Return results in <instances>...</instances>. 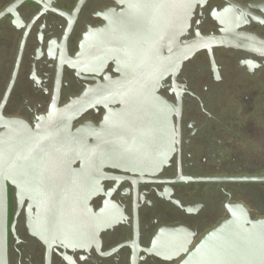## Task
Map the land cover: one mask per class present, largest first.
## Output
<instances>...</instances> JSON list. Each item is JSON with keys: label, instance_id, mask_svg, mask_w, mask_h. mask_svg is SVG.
Returning <instances> with one entry per match:
<instances>
[{"label": "flooded vegetation", "instance_id": "1", "mask_svg": "<svg viewBox=\"0 0 264 264\" xmlns=\"http://www.w3.org/2000/svg\"><path fill=\"white\" fill-rule=\"evenodd\" d=\"M138 2L0 0V137L66 162L15 166L8 264H178L234 207L264 219V0L196 4L153 73L117 57L141 40ZM231 29L236 48L210 45ZM149 82L151 117L135 94ZM28 200L90 213L58 228Z\"/></svg>", "mask_w": 264, "mask_h": 264}, {"label": "water", "instance_id": "2", "mask_svg": "<svg viewBox=\"0 0 264 264\" xmlns=\"http://www.w3.org/2000/svg\"><path fill=\"white\" fill-rule=\"evenodd\" d=\"M203 0H139L138 20L140 30L137 36L141 40H125L120 46L119 54L123 58L121 68L125 70H146L148 73L157 68L156 60L161 47H175L176 41L185 31L189 18L196 4ZM226 22L228 20L226 19ZM229 27V24H224ZM231 30L221 35L210 36V45H224L236 48L238 40ZM232 31V32H231ZM258 44L264 41L254 39ZM111 44L99 45V55L108 58L111 54ZM202 44L194 45L189 53ZM158 50V53H157ZM147 85L145 92L135 91L136 101L141 103L147 117L155 116L156 102L160 98L155 93V88ZM132 94V92L130 93ZM141 96H145L139 98ZM126 100H132L127 98ZM11 126L8 123V126ZM74 141H71L73 143ZM77 144V142H75ZM25 144V143H24ZM31 147L22 146L20 138L15 135L0 137V264L7 263V183H12L15 166L27 164L62 165L61 156L50 155H24L21 149ZM72 147V146H71ZM50 148H58L54 141ZM62 148V147H61ZM77 148V145L72 147ZM50 159L48 162L47 159ZM75 156L74 159H80ZM86 158V157H84ZM94 160V156H89ZM45 159V161H44ZM86 159V160H87ZM26 160V161H25ZM20 169L18 168V171ZM27 195V188H21ZM23 201V200H20ZM90 200H28L29 204L37 208L40 220L52 222L58 228H68V223L77 221L79 214L90 213L88 206ZM50 217V219H49ZM60 223V224H59ZM178 264H264V219L252 220L242 207H234L229 212L228 219L222 221L214 229L206 233L199 242L185 255Z\"/></svg>", "mask_w": 264, "mask_h": 264}]
</instances>
